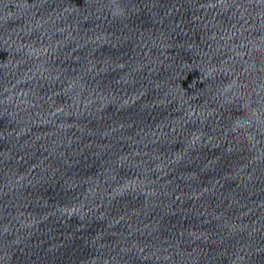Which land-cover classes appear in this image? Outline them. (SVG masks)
I'll list each match as a JSON object with an SVG mask.
<instances>
[{
	"label": "water",
	"instance_id": "obj_1",
	"mask_svg": "<svg viewBox=\"0 0 264 264\" xmlns=\"http://www.w3.org/2000/svg\"><path fill=\"white\" fill-rule=\"evenodd\" d=\"M0 264H264V0H0Z\"/></svg>",
	"mask_w": 264,
	"mask_h": 264
}]
</instances>
